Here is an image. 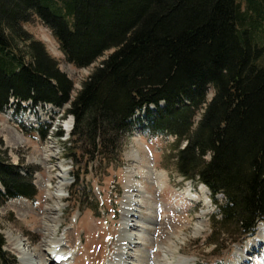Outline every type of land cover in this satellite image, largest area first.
<instances>
[{"label": "trees", "instance_id": "1", "mask_svg": "<svg viewBox=\"0 0 264 264\" xmlns=\"http://www.w3.org/2000/svg\"><path fill=\"white\" fill-rule=\"evenodd\" d=\"M257 1L255 15L264 10ZM247 14L241 0H0V111L51 105L73 116L65 148L86 168L117 161L142 111L143 132L175 138L176 174L210 191L207 240L222 250L264 222V27L245 26ZM34 17L69 63L98 62L74 95L59 62L24 28ZM2 158L0 201L34 199L29 174ZM5 242L0 231V264H17Z\"/></svg>", "mask_w": 264, "mask_h": 264}, {"label": "rangeland", "instance_id": "2", "mask_svg": "<svg viewBox=\"0 0 264 264\" xmlns=\"http://www.w3.org/2000/svg\"><path fill=\"white\" fill-rule=\"evenodd\" d=\"M241 2L248 12L245 26L253 28L260 23L264 27V10L261 9L260 15H255L254 10L260 6L259 1ZM24 28L42 41L59 62L60 69L74 84V95L98 62L88 68L69 63L51 30L38 17L24 24ZM258 29L252 30L257 39L263 33ZM211 96L212 89H209L207 97ZM68 107L66 105L65 109ZM62 113V109L53 106L17 112L14 105H9L0 111V156L3 161L19 164L21 173L29 174L37 190L34 199L17 197L0 201L4 249L15 256L17 264H53L48 255L52 246L63 239L72 248L74 264H112L125 235L128 193L131 200L142 205L143 213L139 211L129 220L133 219L137 225L132 229L135 234L142 233L143 226L154 230L160 225L165 227L161 235L146 231L137 240L139 245H128L133 256L127 259L128 264H138L142 254L150 260L148 264L160 263L165 255L164 247L172 240L176 243L173 260L237 264L236 254L239 253L247 256L242 264H264V247L260 248L261 244L250 246L258 229L236 244L225 242L222 250L208 244L210 216L216 211L210 193L208 191L206 202L187 199L185 191L189 187L197 191L200 184L176 174L175 152L171 150L175 138L171 135L153 137L143 132L149 121L143 118L142 111L129 121V129L121 137L117 161L108 166L102 163L87 168L80 152L76 161L68 156L65 144L69 133L64 128L69 117L62 118ZM35 127L39 130L33 132ZM59 127L62 137H59ZM157 173L166 177L162 183ZM77 175L79 181H76ZM217 199L221 200V196ZM202 211L205 213L200 216ZM151 215L154 220L150 219ZM261 223L264 224L258 225Z\"/></svg>", "mask_w": 264, "mask_h": 264}, {"label": "bare ground", "instance_id": "3", "mask_svg": "<svg viewBox=\"0 0 264 264\" xmlns=\"http://www.w3.org/2000/svg\"><path fill=\"white\" fill-rule=\"evenodd\" d=\"M70 124H71V119L68 122H66V130H67V132L70 129ZM153 172H155V171H153ZM153 175H154V173H153ZM157 176L159 178H161V183L163 182V179L166 178L163 174H160V173H157ZM136 190H138V192L140 191V189H136ZM194 191L190 187H189V189H187L185 191V193L187 195L186 197H187L188 200L194 201L196 203H198L200 201H205L206 202L208 190H207L205 185L200 184L199 187H198V190L195 191V192ZM129 192H131V191H129ZM131 198H132V196L128 193L126 195V204L128 205V208H126V212H125V217H126L125 226H124V234L125 235L123 236V239L120 240V244H119L120 252L117 253V257L115 258V260H114V262L112 264H128V262H127L128 260L127 259H130V258L133 257L129 253V251H131V247L129 248L128 245L133 246V247H136L137 245H139L140 242H137V240L146 231H148L149 233H154L156 235H158V234L161 235V234L164 233V228L165 227H163V225H160L155 230L154 229H147L146 226H143L142 233H140L139 235L135 234V232L132 231V229H135L137 225L133 222V219L131 221H129V220L132 217H136L137 213L139 211L141 213H143V211L141 210L142 205H139L137 202L131 200ZM145 200H146V202H149L148 198H145ZM204 213H205L204 211L200 212V216H202ZM150 219L154 220V215H151ZM162 224H164V222ZM128 232H130V233L133 232V233L131 235H129L130 233H128ZM256 234H257V236L252 238V243L250 244V246L251 245H255V247H256L258 244H261L260 248L264 247V224L261 223L258 226V230H257ZM175 244L176 243H175L174 240H172L171 243L166 244V246L164 247V250H163L165 252V255H164V257L162 259H160V263H158V264H199L198 262L189 261V260H184V261L183 260L182 261L173 260V258H175L174 257V246H175ZM68 245H69V242H67V241H65V239H63L61 241H58L54 246H52V248H51L52 251L48 255L49 256L48 259L51 260V263H53V264H74L75 263L74 262L75 257L74 256L72 257V248H69ZM22 251H24V250H22ZM25 254H26V252L24 251V255ZM28 255L29 254L27 253V256ZM54 256L60 257L61 261L58 262L54 258ZM67 256H69L68 260L65 259V257H67ZM246 257L247 256L244 255V254L237 253L236 254V262H237V264H242V262L244 260H246ZM146 258L147 257H145L142 254L141 257L138 258L139 261H140L138 264H148V262L150 260L146 259ZM32 264H36V263L32 262Z\"/></svg>", "mask_w": 264, "mask_h": 264}]
</instances>
